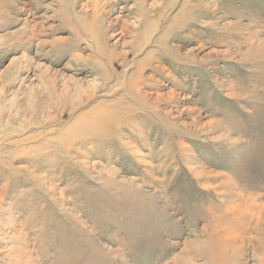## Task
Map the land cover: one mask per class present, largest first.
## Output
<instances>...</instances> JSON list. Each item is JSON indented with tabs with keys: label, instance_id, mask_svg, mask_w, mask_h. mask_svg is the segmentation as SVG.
<instances>
[{
	"label": "rangeland",
	"instance_id": "obj_1",
	"mask_svg": "<svg viewBox=\"0 0 264 264\" xmlns=\"http://www.w3.org/2000/svg\"><path fill=\"white\" fill-rule=\"evenodd\" d=\"M216 263L264 264V0H0V264Z\"/></svg>",
	"mask_w": 264,
	"mask_h": 264
},
{
	"label": "bare ground",
	"instance_id": "obj_2",
	"mask_svg": "<svg viewBox=\"0 0 264 264\" xmlns=\"http://www.w3.org/2000/svg\"><path fill=\"white\" fill-rule=\"evenodd\" d=\"M90 1H91V0H90ZM108 1H109V0H104V3H105V2L108 3ZM140 3H141V5H142L141 7H143V6H144V5H143L144 1H143V2L141 1ZM92 4H93V9H92L93 11H92V12H94L92 15H93V16H94V15H98V16L103 15V13L98 12V10H97V9H98V4H97V2H96V1H93ZM86 5H87V4H86ZM118 14H119V13H118ZM115 20H117V19H115ZM120 33H121V32H120ZM111 35L113 36L114 34H111ZM98 36H99V35H98ZM250 204H251V203H250ZM246 206H247V205H246ZM248 206H250V205H248ZM232 209H233V208H232ZM232 212H233V211H232ZM231 229H232V227H230V228L228 229V231H231ZM228 231H227V234L230 233V232H228ZM232 233H233V232H232ZM212 254H213V253H212ZM216 264H217V263H216Z\"/></svg>",
	"mask_w": 264,
	"mask_h": 264
}]
</instances>
